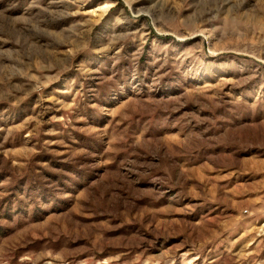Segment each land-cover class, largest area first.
<instances>
[{
  "label": "rangeland",
  "instance_id": "374dc122",
  "mask_svg": "<svg viewBox=\"0 0 264 264\" xmlns=\"http://www.w3.org/2000/svg\"><path fill=\"white\" fill-rule=\"evenodd\" d=\"M0 264H264V0H0Z\"/></svg>",
  "mask_w": 264,
  "mask_h": 264
}]
</instances>
